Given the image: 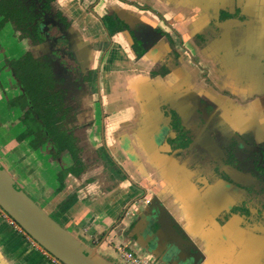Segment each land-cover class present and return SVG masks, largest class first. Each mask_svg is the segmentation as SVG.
I'll return each mask as SVG.
<instances>
[{
    "label": "flooded vegetation",
    "instance_id": "af4514ba",
    "mask_svg": "<svg viewBox=\"0 0 264 264\" xmlns=\"http://www.w3.org/2000/svg\"><path fill=\"white\" fill-rule=\"evenodd\" d=\"M22 1V12L31 18L26 33L10 22L0 30L11 28L23 44L0 54V92L8 106L21 108L15 114L9 110L11 124L24 123L31 110L41 128L45 121L54 126L55 135L46 131L45 147L39 149L58 160L69 155L70 167L57 173L59 179L100 170L96 176L103 182L119 173L121 181L130 180L140 190L106 144L107 119L115 112L109 113L104 102V61L116 42L126 49L138 81L134 101L140 129L134 136L145 144L152 187L164 185L183 199L190 191L197 211H209L223 231L231 226L232 251L260 250L258 263L264 264V0L158 1L163 8L146 0ZM120 14L131 16L132 24ZM91 30L94 38L88 40ZM25 57L38 59L50 72L36 109L3 66ZM44 93L57 107L47 117ZM21 133L16 128L12 137L18 141ZM57 136L74 141L66 152L54 147ZM155 199L143 190L135 201L146 200L150 211ZM138 217L131 228L135 242L146 228L162 230L163 216L156 222ZM172 223L184 235L183 226ZM236 237L245 242L235 244ZM14 242L17 254L0 243V255L8 264H27L19 256L27 245L20 237Z\"/></svg>",
    "mask_w": 264,
    "mask_h": 264
},
{
    "label": "crops",
    "instance_id": "0c3cea01",
    "mask_svg": "<svg viewBox=\"0 0 264 264\" xmlns=\"http://www.w3.org/2000/svg\"><path fill=\"white\" fill-rule=\"evenodd\" d=\"M104 67L106 77L105 93L107 96L104 102L109 113L115 112V114L107 119L106 144L111 156L122 164L129 178L139 185L140 190L131 185L130 180L118 181V179H113L111 182H103L102 179L96 176V174L101 173L100 170L96 173V171L89 169L81 174V176L69 175L64 180L63 178L59 179L57 173L63 169L59 167L55 173L49 174L47 180V187H51L53 195H47L45 187H43L40 197L48 201L44 208L51 214L57 211L62 214L61 219L64 221L66 228L70 229L84 243L97 247L98 250L103 247V253L113 256L117 260L119 255L116 252V247L119 245L126 246L128 250L131 248L132 250L130 251L138 255L147 256L148 254L145 252L146 240L143 237H138L136 242L132 240L136 236L131 233V228L140 218L137 213L134 215L135 209L141 210L146 204V200L137 203L136 199L142 196L143 190L146 191L148 199H152L156 194L155 189L150 183V174H152L153 169H150L148 166V176L145 177L143 174L144 168L139 166L143 158L139 161L134 157V163L130 165L125 156L129 152V137L134 136L135 131L140 129L137 125L139 124L137 120L138 110L135 107L136 101H134V92L137 90L135 89V84L138 81L132 70L134 66L130 57L127 56L126 49L117 46L116 42L104 61ZM112 68H116L121 72V80L119 81L121 84L118 83L119 85L114 91L108 88V82L112 80V77H110ZM143 78H145L144 74L143 76L140 75L139 81H142ZM131 80L132 84H125V82ZM0 98L2 100V94H0ZM8 124L6 121L2 122L0 119V157L3 161L9 162L10 166L20 175L21 180L27 184L29 177L32 178L33 175L36 173L40 174L41 172L31 157L24 152L22 153L26 145L25 143H19L12 137L14 129H9ZM145 148L144 143L141 146L139 142H135V147L132 149L133 151L135 150V154H138V157H141L148 154L145 152ZM22 154L27 155L26 160L33 162L32 165H26L23 170L20 167L22 161H18ZM28 186H32V184ZM69 199H72L69 210L62 212L61 207ZM127 210L129 214L125 215L124 213ZM0 222L3 223L0 224V243L10 246L11 249L12 247L15 248L14 240L20 236L1 219ZM118 231H120V234ZM118 235L120 236L118 237ZM117 238H120V240L112 248L110 240ZM219 248H222V246ZM23 251L28 256L24 263L41 264V262H46L39 252L29 247H26ZM152 257L154 264H162L154 256ZM213 264L221 263L216 261Z\"/></svg>",
    "mask_w": 264,
    "mask_h": 264
},
{
    "label": "water",
    "instance_id": "95a60500",
    "mask_svg": "<svg viewBox=\"0 0 264 264\" xmlns=\"http://www.w3.org/2000/svg\"><path fill=\"white\" fill-rule=\"evenodd\" d=\"M157 1L165 2V0ZM174 3L181 5L183 2L174 1ZM120 15L127 23L132 24L131 16L126 15L125 18L122 14ZM110 73L112 80L108 82L109 86H107L110 90L114 91L119 85L118 83H120L121 72L116 68H112ZM129 83L132 84V80L125 82V84ZM135 142V137L130 136L128 139L129 152L125 155L126 160L132 165L134 157L139 161L143 158L142 162L138 163L139 166L144 168L143 174L147 177L148 166L151 167L149 165L151 162L147 158L148 163L146 162L145 155L138 157V154H135V150L133 151ZM140 142L139 145L142 146L143 142ZM166 188L164 185H159V188L155 189V208L146 211L144 206L143 209L137 212V215H143L147 221L152 222L158 221L160 215L164 217L161 219V231L146 228L142 235L139 233L137 235L138 237H143L147 242L145 252L148 255L146 257L153 260L152 256H154L162 264H213L216 261L221 264H259L260 250L253 248L249 255L247 254V250H231V226H228L223 231L224 229H219V225L215 220L216 218L208 215L209 211L205 213L197 211L196 209H199L196 207L198 200L194 198L190 191L188 192L190 197H185L188 199L186 200L185 198L174 196L171 190V196H169L170 192ZM0 206L27 234L64 264H111L98 255L97 247H89L75 234L62 226L50 212L39 206L19 186L1 162ZM204 216H207L211 228L215 229L216 233L207 225ZM173 219L183 226L185 229L184 235L177 232L172 223ZM215 223L217 228H215ZM242 238L236 237L233 241L235 244H242L245 242L244 237ZM220 246L222 248H219ZM228 251L230 252V256ZM13 256L16 255L13 254ZM5 261V258H2L0 255V264H8Z\"/></svg>",
    "mask_w": 264,
    "mask_h": 264
},
{
    "label": "trees",
    "instance_id": "16d2710c",
    "mask_svg": "<svg viewBox=\"0 0 264 264\" xmlns=\"http://www.w3.org/2000/svg\"><path fill=\"white\" fill-rule=\"evenodd\" d=\"M22 4V0H0V30L3 28L5 23L10 22L18 33H26L25 30L28 24V20H30L31 18L25 16L24 12H22L24 11ZM21 12L23 13V17H20ZM27 13L29 14V12ZM27 58L28 59H26V57L25 59L23 58L24 60H22V58L18 60H8L9 62H6V64H4L3 66H6V68L9 69L16 83L23 86V88L25 89L24 94L31 98L34 109H36L37 102L41 99V92L39 90L41 87H44L46 83H48L50 79V72L43 64H40L38 59H31V57ZM42 101H44L45 117L49 116L57 109V107L53 105L52 99L48 96V94L44 93V98ZM26 103L24 104L25 107L23 108V112L26 108ZM6 107L8 108V110H6L7 113H9V110H12V112L15 114V111H17V109L21 110L20 106L16 103L8 106V102H6ZM30 111L31 110L26 111L23 115L24 120H26H23L24 123H22L21 121L18 122V120H16L14 124H11L9 122L10 124H8V128H12L14 129V131L16 128H18L19 130L22 129L21 135L17 136L19 142H27V144L30 145V147H32L33 149L43 146L45 147L44 143L46 144V142H44V140H46L47 138L44 133L47 131L50 132V134L55 135L54 126L51 125V122L45 121V127L41 128L42 126L38 125L37 119L33 117ZM20 112L21 111H19V114ZM1 121L5 122V120L3 119H1ZM54 142L56 143L54 147L58 148L60 152H66L68 150V147L72 145L74 141L70 137L59 138L57 136ZM70 201L71 199H69L61 207L62 212H66L67 210H69L72 203Z\"/></svg>",
    "mask_w": 264,
    "mask_h": 264
},
{
    "label": "rangeland",
    "instance_id": "374dc122",
    "mask_svg": "<svg viewBox=\"0 0 264 264\" xmlns=\"http://www.w3.org/2000/svg\"><path fill=\"white\" fill-rule=\"evenodd\" d=\"M145 1V0H143ZM153 4L160 6L158 4V1L155 0H150ZM161 8H163V6L161 5ZM92 33H87V39H92L94 38V30H91ZM96 35V34H95ZM17 37H14V32L11 28H6L5 32L0 33V43L3 45L2 48L0 49V54L4 55V52L10 53V51H12V53L15 52L14 49L17 48V50L21 49L23 47V44L16 39ZM115 49V48H114ZM105 77V76H104ZM1 94V92H0ZM12 94L13 92L11 91L9 94H7V96L10 98H12ZM6 98V97H5ZM6 101L4 99L1 100L0 98V118L5 120L6 122L9 123V120L11 119L10 116H12L11 113L10 116L9 114L6 112V110H8V108L6 107ZM82 141V140H81ZM82 143H84L82 141ZM95 145V144H93ZM41 148V147H40ZM24 150L22 151V153H26L28 156L31 157V159L34 161V163L38 166L39 170H40V174L36 173L35 175L32 176V178H28V182L27 184L24 183L21 178L20 175L10 166V163L7 161H3L0 159V162L2 163V165L5 167V169L13 176V178L16 180L17 183H19L20 187L33 199L35 200L39 206H41L42 208L45 207V204L48 202L45 199H43L42 197H40L41 192L43 191V187H45V193L47 195H53V191L51 190V187H47V180L49 177V174L55 173L59 167L61 168H65L66 170H68V168L70 167V163H71V158L69 157V155H65L60 157V159H56L53 155H49L48 157H46L44 155V153L42 152L41 149L39 148H31L29 145H27L25 148H23ZM27 155H21L20 159L18 161H22L20 163V167L23 170V168H25L26 165H32L33 162L32 161H28L25 158L27 157ZM59 164V165H57ZM57 165V166H56ZM115 178L118 179V181H121L123 179V177H120L119 173L115 174ZM29 184H32V186H28ZM49 200V199H48ZM52 216L62 225L66 228L64 221L61 219L62 214H60L58 211L54 214H52ZM135 220V219H134ZM68 229V228H67ZM69 231H71L70 229H68ZM72 232V231H71ZM118 233L120 234V231H118ZM74 234V233H73ZM120 235H118L119 237ZM78 237V236H77ZM79 238V237H78ZM120 238L117 239H111L110 240V244L111 247L114 248L117 243L119 242ZM91 244V243H90ZM88 245V244H87ZM29 245H27L26 247H28ZM89 247H92L91 245H89ZM103 247L100 248V250L97 251L98 255H100L103 259H105L106 261H108L111 264H122L121 261L114 258L113 256H109L106 253H103L102 251ZM130 250H132L130 248ZM12 251L13 253H16L17 251L15 250L14 247H12ZM22 253L24 254H20V258L23 261L27 260V253L25 251H22ZM17 254V253H16ZM43 258V257H42ZM43 260H45L43 258Z\"/></svg>",
    "mask_w": 264,
    "mask_h": 264
},
{
    "label": "built area",
    "instance_id": "2783aa9c",
    "mask_svg": "<svg viewBox=\"0 0 264 264\" xmlns=\"http://www.w3.org/2000/svg\"><path fill=\"white\" fill-rule=\"evenodd\" d=\"M129 214V211L128 213ZM0 219L4 221L13 231L19 235L26 245L32 250L39 252L45 259L47 264H64L57 257L53 256L46 249H44L37 241H35L25 230L0 206ZM116 252L119 255V260L122 264H154L153 260L146 256L138 255L130 251L124 245L116 247Z\"/></svg>",
    "mask_w": 264,
    "mask_h": 264
}]
</instances>
